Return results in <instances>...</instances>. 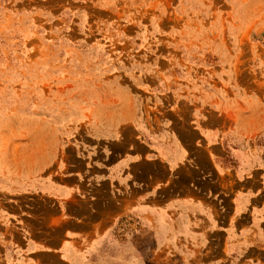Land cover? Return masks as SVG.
<instances>
[{
	"label": "rangeland",
	"instance_id": "1",
	"mask_svg": "<svg viewBox=\"0 0 264 264\" xmlns=\"http://www.w3.org/2000/svg\"><path fill=\"white\" fill-rule=\"evenodd\" d=\"M192 84L228 115L264 108V0H0V188L50 175L52 161L73 157L101 125L122 123L129 138L168 106L182 113L176 96ZM6 204L50 215L48 199L0 189ZM180 232L159 223L131 245L124 230L100 256L104 264H261L229 261L223 245H184Z\"/></svg>",
	"mask_w": 264,
	"mask_h": 264
},
{
	"label": "crops",
	"instance_id": "2",
	"mask_svg": "<svg viewBox=\"0 0 264 264\" xmlns=\"http://www.w3.org/2000/svg\"><path fill=\"white\" fill-rule=\"evenodd\" d=\"M188 90L176 96L182 113L168 106L129 138L122 123L101 125L50 175L8 178L0 189L51 209L48 218L36 206L0 207V264H104L106 243L129 230L139 245L159 223L184 245H223L229 261L264 264V108L234 117L200 84Z\"/></svg>",
	"mask_w": 264,
	"mask_h": 264
}]
</instances>
